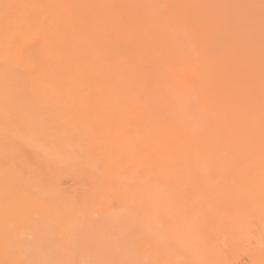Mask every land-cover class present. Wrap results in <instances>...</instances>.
I'll return each instance as SVG.
<instances>
[{"label":"bare ground","instance_id":"1","mask_svg":"<svg viewBox=\"0 0 264 264\" xmlns=\"http://www.w3.org/2000/svg\"><path fill=\"white\" fill-rule=\"evenodd\" d=\"M0 264H264V0H0Z\"/></svg>","mask_w":264,"mask_h":264}]
</instances>
